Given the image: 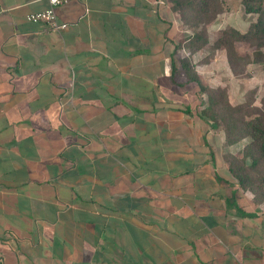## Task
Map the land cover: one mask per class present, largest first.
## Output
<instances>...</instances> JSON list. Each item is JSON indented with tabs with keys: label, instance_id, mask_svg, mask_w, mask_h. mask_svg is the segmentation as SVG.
Instances as JSON below:
<instances>
[{
	"label": "crops",
	"instance_id": "obj_1",
	"mask_svg": "<svg viewBox=\"0 0 264 264\" xmlns=\"http://www.w3.org/2000/svg\"><path fill=\"white\" fill-rule=\"evenodd\" d=\"M47 8L0 0V264H264V201L170 79L167 0Z\"/></svg>",
	"mask_w": 264,
	"mask_h": 264
},
{
	"label": "trees",
	"instance_id": "obj_2",
	"mask_svg": "<svg viewBox=\"0 0 264 264\" xmlns=\"http://www.w3.org/2000/svg\"><path fill=\"white\" fill-rule=\"evenodd\" d=\"M176 13L184 33L178 38L171 59L170 79L177 86L189 84L195 87L200 99L196 116L212 130H220L224 140L227 166L241 190H247L254 201H264V110L254 106L249 97L240 104L229 102L227 89L210 86L195 70L193 57L204 48L203 62L211 61L223 51L232 75L247 74V66L264 68V0H240L245 13L254 14L255 21L241 33L227 27L218 32L209 43L208 30L214 19L227 9L226 0H167ZM236 43H246L253 48L250 58H242L235 48ZM183 78V81H178ZM254 92L251 93L253 95ZM242 145V156L230 155V148Z\"/></svg>",
	"mask_w": 264,
	"mask_h": 264
},
{
	"label": "rangeland",
	"instance_id": "obj_3",
	"mask_svg": "<svg viewBox=\"0 0 264 264\" xmlns=\"http://www.w3.org/2000/svg\"><path fill=\"white\" fill-rule=\"evenodd\" d=\"M226 5V11L218 15L209 26V43H212L218 32L224 28L232 27L243 33L248 29L249 24L255 21L256 16L254 14L244 12L240 0H226ZM235 48L240 57H251L253 48L248 44L236 43ZM205 55L206 49L204 48L193 57V63L195 65V70H197L200 77L207 84L213 87L221 86L226 88L229 102L232 104L243 103L247 101L249 97H252L254 99V106L258 107L260 110H264V68L262 66L250 64L247 66V74L234 76L227 66L223 51H219L211 61L209 60V62L206 63L202 61ZM179 81H183V78L179 77ZM186 89H189V86H187ZM195 90L193 86L189 95L192 96V107L196 111L197 109H201V107L198 105L200 99ZM252 92H254L253 95H251ZM214 131L218 132V136L215 138V145L212 144L219 153L222 162L228 165L226 160L227 157L224 154V142L220 141L223 134L220 130ZM230 149L232 151L229 156H242V145Z\"/></svg>",
	"mask_w": 264,
	"mask_h": 264
},
{
	"label": "built area",
	"instance_id": "obj_4",
	"mask_svg": "<svg viewBox=\"0 0 264 264\" xmlns=\"http://www.w3.org/2000/svg\"><path fill=\"white\" fill-rule=\"evenodd\" d=\"M67 1L68 0H47L48 8L38 13L29 14L27 20L33 23H46L49 28L54 31H63L66 29L67 25L65 23L57 22L55 9Z\"/></svg>",
	"mask_w": 264,
	"mask_h": 264
}]
</instances>
